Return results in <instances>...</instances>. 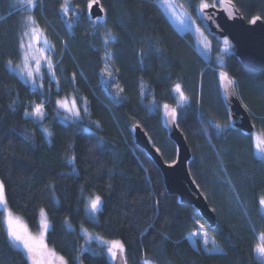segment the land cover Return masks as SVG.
I'll return each instance as SVG.
<instances>
[{"label": "trees", "instance_id": "trees-1", "mask_svg": "<svg viewBox=\"0 0 264 264\" xmlns=\"http://www.w3.org/2000/svg\"><path fill=\"white\" fill-rule=\"evenodd\" d=\"M33 1L0 0V179L10 208L34 230L45 208L47 242L68 264H113L102 248L82 249V228L121 240L128 264H264L256 250L264 243V157L253 138L264 136V68L222 52L221 38L199 15L200 6L219 0H176L211 40L208 59L155 0H98L102 19L91 17L90 0ZM234 1L246 18L264 16V0ZM28 16L51 43L56 81L46 74L43 90L9 68L21 60ZM220 69L252 112L253 133L231 123ZM177 84L187 97L177 122L191 147L189 169L217 215L215 226L168 191L161 168L135 141L141 124L164 159H176L162 110L177 105ZM63 97L80 109L68 124L58 115ZM39 104L42 120L30 115ZM95 194L103 198L98 219L86 212ZM200 225L222 251L191 242L188 234ZM0 264H30L9 237L2 209Z\"/></svg>", "mask_w": 264, "mask_h": 264}, {"label": "water", "instance_id": "water-1", "mask_svg": "<svg viewBox=\"0 0 264 264\" xmlns=\"http://www.w3.org/2000/svg\"><path fill=\"white\" fill-rule=\"evenodd\" d=\"M90 14L92 18L104 15V9L99 1L98 5H93L90 9ZM199 15L211 33L220 38L228 37L232 41L234 54L241 63L257 70L264 68V16L254 15L246 18L234 0H219L218 4L209 5L208 8L200 6ZM255 17L259 19H256L255 23H250ZM220 71L226 74L227 79L234 81L227 71L222 69ZM219 79L231 123L238 129L253 133L255 126L252 112L242 100L235 82L234 85H227L226 80L221 79V74ZM163 121L169 136L177 145L178 152L174 161L168 162L164 159L141 124L135 126V141L148 151L161 168L168 191L177 194L182 202L194 205L204 220L210 226H215L217 215L190 172L189 161L192 151L178 125L177 115L173 116L172 112H169ZM125 259V252H118L114 264H124Z\"/></svg>", "mask_w": 264, "mask_h": 264}, {"label": "rangeland", "instance_id": "rangeland-1", "mask_svg": "<svg viewBox=\"0 0 264 264\" xmlns=\"http://www.w3.org/2000/svg\"><path fill=\"white\" fill-rule=\"evenodd\" d=\"M22 1H26V0H22ZM156 1L159 5L162 6L163 10L166 12L167 16L169 17L173 25L177 28V30L181 34H184L186 32L192 33L194 37V47L205 59H208L209 54L212 49L211 40L204 33V31L197 25L195 20L187 13V11L183 9L176 0H156ZM29 17L31 16H28L27 18H25L26 25L24 26L23 35H22V44L24 46L21 47L22 49L21 60L16 65H9V68L14 73H16L24 82H27L32 88L43 90L44 89V78L46 74L50 76L51 80L56 81L55 64L52 61L51 56H50L51 43L49 42L48 38L46 37L42 29L39 26H37V24L35 23L33 24L31 21H29L28 19ZM102 18L103 16L100 17V19ZM33 28L36 29L35 33L32 32ZM25 33H28V34L25 35ZM225 40H227L228 42L227 46H225ZM221 50L224 54L234 50L233 43L228 37L221 38ZM29 72H31V76L28 75ZM180 92L183 93L181 89H180ZM176 94L178 98L176 106H172L168 104H165L163 106V110H162L163 119L169 112H172L173 109H175V113L176 115H178L179 109L183 108L184 105L187 103V100L181 102L180 93L176 92ZM59 101L66 103L69 108L74 107L76 110L79 111V115L74 116L71 111H68L67 108L61 107L60 104L58 103V106H59L58 115L61 121L68 124L80 118L81 116L80 109L74 98L63 97ZM39 105H43V104H39ZM165 106H167V108H165ZM34 109L30 113V115L33 116L37 120H42L46 114L44 105H43L44 114L41 117H37L34 115ZM46 133L49 134L50 133L49 130H46ZM253 138H254V145H255V153L260 157H264V155L256 151V144L258 143V141L264 140V136L260 134L259 132H254ZM0 182H2L1 179H0ZM96 195H99V194H95L92 197L87 196L86 198V212L92 219H98L99 211L103 207V203H102L99 210L96 211L94 214L91 213L90 210L88 209L87 205H88L89 200L95 197ZM56 200H57V197H56ZM102 201H103V198H102ZM262 207L264 211V206ZM0 209H2L3 211V221H4L7 231L9 228V224H8L9 217H11V220L13 221V226L15 227V229L18 232L25 234L27 236H30L32 238V244H33V247L36 249V258L38 260L43 261L44 264H61L60 258L62 257L64 261L66 262V264H68L65 256L59 253L58 251H56L47 242V232L49 228L51 227V222L49 219L48 212L45 208H43L40 211L39 228L36 230L32 229L28 225L26 219L22 215L14 212L10 208L6 197H5V203H0ZM45 223H47L48 225L46 229L44 227ZM201 226L203 225H200L197 230L193 231V233H199L198 235L193 236L192 232L188 235L191 242L195 246H198L200 242V244L207 251L214 252L215 250H219V249H220L219 251H222L221 245L215 240L214 236L204 226L202 228ZM82 234L84 235V244L82 247L83 250H90L93 252H97L99 250H96V249L102 248L106 252L108 258L114 264V260L111 258L110 254L107 252V243L105 242H110L112 240H118V239H108L102 236L101 234L95 231L88 230L86 228H82ZM205 234L207 235V242H205ZM260 238H261V234H260ZM11 240L16 246V248L20 249L26 255L25 250L22 248V245H20L19 242H16L13 239ZM261 240L263 239L261 238ZM257 255L259 259L264 263V257H262L258 251H257ZM29 261H30V264H32V261L30 259ZM149 264H154V263H151L149 261Z\"/></svg>", "mask_w": 264, "mask_h": 264}, {"label": "snow or ice", "instance_id": "snow-or-ice-1", "mask_svg": "<svg viewBox=\"0 0 264 264\" xmlns=\"http://www.w3.org/2000/svg\"><path fill=\"white\" fill-rule=\"evenodd\" d=\"M27 4L29 6H33V0H26ZM93 5H98V0H90V3L88 4V8L91 9L93 7ZM209 5L208 4H203L202 8H208ZM63 11L65 13H67L69 11V7L67 5L63 6ZM29 21H31L33 24L35 23V21L32 20L31 17L28 18ZM96 19H100L99 16L96 17ZM256 19H259L258 17L253 18L252 21H250V23H255ZM93 23H95V21H93ZM32 32L35 33L36 29L33 28ZM28 33H25V35H27ZM107 39V37L105 38ZM228 42L227 40H225V46H227ZM24 45L22 44L21 47H23ZM107 55V53H106ZM29 76H31V72L28 73ZM221 79L222 80H226L227 85L231 86L234 85V81L231 79H227L226 74L225 73H221ZM180 88L181 86L179 84L175 85V91L177 93H180V100L181 102L187 100V97H185L183 95V93L180 92ZM57 103L60 104L61 107L63 108H67L68 111H71L73 113L74 116H78L79 115V111L76 110L74 107L73 108H69L68 105L62 101H58ZM165 108H167V106H165ZM44 114V109H43V105H37L34 109V115L37 117H41ZM175 109L172 110V115L175 116ZM25 115H28V113H25ZM256 151L261 153L262 155H264V140L258 141V143L256 144ZM70 159L74 160L75 157H71ZM0 203H5V186L3 184V182H0ZM103 201L101 196L96 195L95 197L91 198L88 202V209L90 210L91 213H95L96 211L99 210V208L101 207ZM261 206H264V198H261L259 201ZM9 228H8V235L11 239H13L16 242H19L20 245H22V248L25 250L26 255L28 256V259H30L32 261V264H44L43 261L38 260L36 258V249L33 247L32 244V238L30 236H27L25 234H22L20 232H18L15 227L13 226V221L11 220V217H9ZM45 229L48 227L47 223L44 224ZM203 226H201L202 228ZM199 233H192L193 236L198 235ZM261 238L264 239V233H261ZM205 242H207V235L205 234ZM107 243V252L110 254L111 258L113 260H115L117 258V253H123L125 251V246L124 244L119 241V240H112L110 242H105ZM256 250L261 254L262 257H264V243L261 244H257L256 245ZM61 264H66V262L64 261V259L61 257ZM124 264H127L126 259L124 260ZM143 264H149V261L144 260Z\"/></svg>", "mask_w": 264, "mask_h": 264}, {"label": "crops", "instance_id": "crops-1", "mask_svg": "<svg viewBox=\"0 0 264 264\" xmlns=\"http://www.w3.org/2000/svg\"><path fill=\"white\" fill-rule=\"evenodd\" d=\"M193 233V232H192ZM220 250V249H219ZM219 250H215V252H218ZM150 261V260H149ZM151 263H154V262H152V261H150ZM155 264V263H154Z\"/></svg>", "mask_w": 264, "mask_h": 264}]
</instances>
